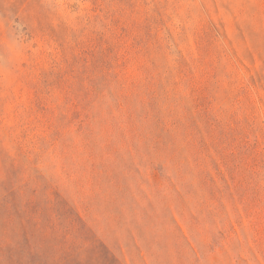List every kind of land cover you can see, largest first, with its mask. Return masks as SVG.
<instances>
[{
	"label": "rangeland",
	"instance_id": "obj_1",
	"mask_svg": "<svg viewBox=\"0 0 264 264\" xmlns=\"http://www.w3.org/2000/svg\"><path fill=\"white\" fill-rule=\"evenodd\" d=\"M0 264H264V0H0Z\"/></svg>",
	"mask_w": 264,
	"mask_h": 264
}]
</instances>
